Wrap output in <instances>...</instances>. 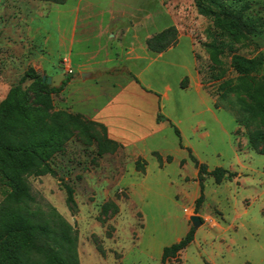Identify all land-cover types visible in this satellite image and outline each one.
I'll use <instances>...</instances> for the list:
<instances>
[{"label":"rangeland","instance_id":"rangeland-1","mask_svg":"<svg viewBox=\"0 0 264 264\" xmlns=\"http://www.w3.org/2000/svg\"><path fill=\"white\" fill-rule=\"evenodd\" d=\"M93 1L115 12L139 17L153 15L159 2ZM163 2L164 13L157 18V29L160 32L177 26L181 36L177 47L165 55L162 67L157 68L162 75H157L153 66L143 79L159 93L167 94L164 113L169 115L172 126L164 123L158 135L139 144L137 150L126 152L120 147L101 157L96 155L93 140L73 131L62 150L51 159L54 174L27 178L34 206L46 213L54 209L72 227L80 264H161L163 248L186 235L192 227L189 218L193 215L201 220L194 228L193 241L165 264H264V155L257 153L258 149H264V144L254 150L247 140L251 132L264 127L259 123L239 127L228 109H215L209 99L199 104L194 90L184 92L178 87L181 77L192 73L188 51L191 44L196 45V69L201 84L214 101H218L219 84L237 76L229 66L233 54L260 56L263 63L256 76L264 77V0ZM40 4L53 3L0 0V102L29 67L44 80L49 78L50 73L30 61L37 48L29 46L23 28L34 15L32 9ZM202 9L211 14L202 16ZM233 11L247 17L244 19L256 27H250L251 34L241 40L213 26L215 17H232ZM148 21L150 18L145 20ZM45 23L55 29L52 15ZM42 32L44 29L35 32L37 47L45 35ZM55 35L51 33L46 47L41 49L45 52V67L56 57ZM66 64L63 59L57 61L59 72L71 76L73 71L68 74ZM30 84L27 80L23 87ZM47 85L53 87V82ZM58 95L51 96L50 112L71 113L61 106ZM231 99L238 100L233 96ZM93 129L100 136V128ZM188 151L208 171L220 167L234 174L220 184L210 176L204 177V199L196 213L194 202L200 190L197 168ZM152 152L161 155L162 163ZM136 153L141 158L134 160ZM166 157L171 160L167 162ZM139 159L145 165L138 164ZM65 186L73 190L74 206L66 204ZM103 206L106 213L101 211Z\"/></svg>","mask_w":264,"mask_h":264},{"label":"trees","instance_id":"trees-1","mask_svg":"<svg viewBox=\"0 0 264 264\" xmlns=\"http://www.w3.org/2000/svg\"><path fill=\"white\" fill-rule=\"evenodd\" d=\"M38 1L62 5L67 0ZM234 1L241 3L247 0ZM200 13L204 17L211 14L205 9ZM233 14L232 17H215L213 26L225 30L235 40H241L248 33L251 34L250 27L255 26L238 12L233 11ZM255 28H252L253 32ZM177 36L176 27L170 26L149 38L147 48L153 53H161L177 43ZM262 63L260 56L247 58L233 54L229 66L237 76L219 84L218 101H215L214 107L231 111L239 127L248 128L255 123L264 127V77L256 76ZM27 80L31 84L25 88L23 84ZM67 80L58 87H49L46 80L43 81L29 67L0 102V264H80L77 238L72 227L54 209L46 213L34 206L27 178L54 174L51 159L62 150L73 131L93 140L99 157L112 154L121 146L107 138L106 128L101 124L83 120L79 114L62 110L50 112L53 109L51 96L61 93ZM232 96L238 100H232ZM157 121L168 120L158 113ZM94 126L100 128V136L93 129ZM174 132L179 137L175 127ZM247 140L250 148L257 150L264 144V129L251 132ZM257 153L264 155V149H258ZM188 154L197 168L200 190L194 202L196 213L204 199V177L210 176L216 184H220L234 174L220 167L208 171L190 151ZM154 156L162 163L157 153ZM165 160L169 162L171 158L166 157ZM137 163L145 165L142 159ZM65 191L66 204L74 206L72 188L65 186ZM101 211L106 213L107 208L103 206ZM193 237L194 228L190 227L182 239L164 247L161 264L175 259L193 241Z\"/></svg>","mask_w":264,"mask_h":264},{"label":"crops","instance_id":"crops-1","mask_svg":"<svg viewBox=\"0 0 264 264\" xmlns=\"http://www.w3.org/2000/svg\"><path fill=\"white\" fill-rule=\"evenodd\" d=\"M163 7V0H159L153 15L139 17L101 7L93 0H72L70 3L67 0L62 5L35 6L34 15L23 27L29 46L37 48L30 55V61L50 73L53 87L68 79L58 95L61 106L103 125L107 138L117 142L126 152L127 149L137 150L139 144L158 135L164 123H171L169 115L164 113L163 101L168 99L167 94L159 93L143 79L153 66H156V74L162 75L157 68L162 67L165 55L177 47L181 36L179 33L177 43L161 53L148 50L146 41L159 33L157 18L164 13ZM51 15L54 30L45 23ZM149 18L150 21L145 22ZM40 29H44L45 35L38 41L41 46L37 47L34 36ZM51 33L56 34L57 53L54 61L45 67V52L41 49L46 47ZM194 48L196 45L191 44L188 50L192 73L181 77L178 87L184 92L194 90L199 104L209 99L214 106V99L201 84ZM60 59L67 60L66 66L73 71L71 76H62L59 72L57 61ZM184 79L186 85L181 86ZM158 113L168 121H157ZM133 158H141V155L136 153Z\"/></svg>","mask_w":264,"mask_h":264},{"label":"water","instance_id":"water-1","mask_svg":"<svg viewBox=\"0 0 264 264\" xmlns=\"http://www.w3.org/2000/svg\"><path fill=\"white\" fill-rule=\"evenodd\" d=\"M42 80L44 81V78H42ZM50 82H51L50 78H47L46 83L50 84ZM189 220L193 228H197L201 224L200 218L196 215L190 216Z\"/></svg>","mask_w":264,"mask_h":264},{"label":"built area","instance_id":"built-area-1","mask_svg":"<svg viewBox=\"0 0 264 264\" xmlns=\"http://www.w3.org/2000/svg\"><path fill=\"white\" fill-rule=\"evenodd\" d=\"M63 62L66 64L67 63V60L63 59ZM66 71H67L68 74H71L72 73L71 68H69L68 66H66Z\"/></svg>","mask_w":264,"mask_h":264}]
</instances>
